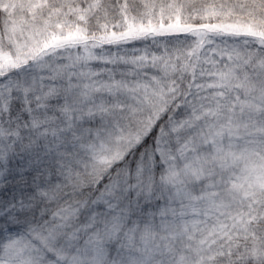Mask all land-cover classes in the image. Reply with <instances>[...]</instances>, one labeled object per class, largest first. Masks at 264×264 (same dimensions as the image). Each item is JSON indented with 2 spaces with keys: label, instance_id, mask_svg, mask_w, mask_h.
<instances>
[{
  "label": "snow or ice",
  "instance_id": "obj_1",
  "mask_svg": "<svg viewBox=\"0 0 264 264\" xmlns=\"http://www.w3.org/2000/svg\"><path fill=\"white\" fill-rule=\"evenodd\" d=\"M0 264H264V0H0Z\"/></svg>",
  "mask_w": 264,
  "mask_h": 264
}]
</instances>
